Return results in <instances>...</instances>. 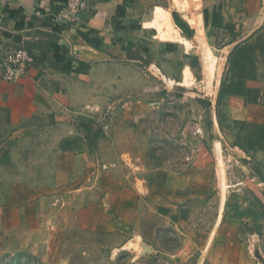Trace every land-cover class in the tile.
Segmentation results:
<instances>
[{"label":"crops","instance_id":"0c3cea01","mask_svg":"<svg viewBox=\"0 0 264 264\" xmlns=\"http://www.w3.org/2000/svg\"><path fill=\"white\" fill-rule=\"evenodd\" d=\"M86 2L79 23L72 25L55 19L64 12L65 0H0V62L18 49L35 59L13 81L2 79L0 66L3 243L11 239L10 217L21 208L52 201L63 191L67 197L95 190L94 185H74L90 171L79 168L87 144L68 125L74 112L75 80L89 81L93 71L121 66L133 53H150V41L155 39L166 43L163 56H175L174 63L181 64L184 54L196 53L186 39L195 33L209 75L215 61L210 48L224 54L214 101L212 96L207 101L224 120L227 133L242 140L245 150L256 152L253 158L264 168V0ZM204 39L222 41L220 49L209 48ZM199 151L182 171L160 169L151 181L138 178L141 189L133 186V201H146L148 213H157L162 221L160 227L195 236L196 264H258L249 254L252 245L247 240L264 235V217L242 192L240 197L227 196L228 190L221 189L211 194L213 158L204 160ZM100 193V198L79 210L82 228L125 232L123 211L108 206L107 188ZM214 197L219 201L214 222L196 228L191 222L195 203ZM151 201L161 207L156 210ZM148 248L158 252L151 244Z\"/></svg>","mask_w":264,"mask_h":264},{"label":"rangeland","instance_id":"374dc122","mask_svg":"<svg viewBox=\"0 0 264 264\" xmlns=\"http://www.w3.org/2000/svg\"><path fill=\"white\" fill-rule=\"evenodd\" d=\"M194 35L186 39L196 53L184 54L181 64L174 63L175 56H163L166 43L155 39L150 53H133L121 66L93 71L89 81L75 80L68 125L87 144L79 168L90 171L74 185H94L95 190L67 197L63 191L52 201L13 214L7 224L11 239L0 240V264H11L19 252L31 256L25 264H196L195 236L160 227L162 221L157 213H148L146 201H133V186L141 189L138 178L151 181L160 169L182 171L199 150L204 160L213 158L211 194L216 189L228 190L227 196L244 193L264 217V168L257 166L256 152L245 150L242 140L227 133L224 120L207 101L211 96L214 101L224 60V54L210 47L220 49L222 41L204 39L215 57L209 75ZM104 187L110 193L108 206L123 211V233L86 230L79 222V210L100 198ZM122 187L125 190L118 193ZM218 205L216 197L196 202L192 225L212 224ZM151 206L161 207L153 201ZM252 237L247 240L252 245L249 254L264 264V235ZM150 244L158 252L148 251Z\"/></svg>","mask_w":264,"mask_h":264},{"label":"built area","instance_id":"2783aa9c","mask_svg":"<svg viewBox=\"0 0 264 264\" xmlns=\"http://www.w3.org/2000/svg\"><path fill=\"white\" fill-rule=\"evenodd\" d=\"M87 8L86 0H65L63 13L56 14V21L68 24H78L79 13ZM35 62L34 56L24 49H18L0 62L2 68V79L5 81L15 80L19 72H23L26 67Z\"/></svg>","mask_w":264,"mask_h":264},{"label":"trees","instance_id":"16d2710c","mask_svg":"<svg viewBox=\"0 0 264 264\" xmlns=\"http://www.w3.org/2000/svg\"><path fill=\"white\" fill-rule=\"evenodd\" d=\"M33 56V55H32ZM31 260V256L24 252L15 254L11 264H25L26 261Z\"/></svg>","mask_w":264,"mask_h":264}]
</instances>
